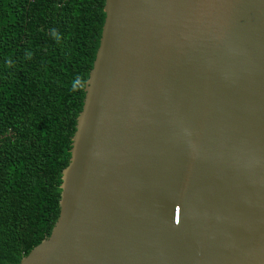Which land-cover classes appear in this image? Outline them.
Here are the masks:
<instances>
[{
  "label": "water",
  "instance_id": "obj_1",
  "mask_svg": "<svg viewBox=\"0 0 264 264\" xmlns=\"http://www.w3.org/2000/svg\"><path fill=\"white\" fill-rule=\"evenodd\" d=\"M60 214L19 264H264V0H106Z\"/></svg>",
  "mask_w": 264,
  "mask_h": 264
},
{
  "label": "trees",
  "instance_id": "obj_2",
  "mask_svg": "<svg viewBox=\"0 0 264 264\" xmlns=\"http://www.w3.org/2000/svg\"><path fill=\"white\" fill-rule=\"evenodd\" d=\"M106 0H0V264H19L60 214Z\"/></svg>",
  "mask_w": 264,
  "mask_h": 264
}]
</instances>
